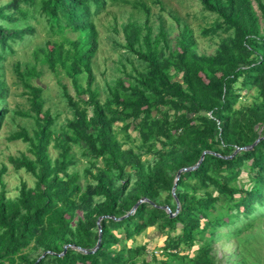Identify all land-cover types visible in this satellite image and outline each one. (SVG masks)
I'll list each match as a JSON object with an SVG mask.
<instances>
[{
	"label": "trees",
	"instance_id": "obj_1",
	"mask_svg": "<svg viewBox=\"0 0 264 264\" xmlns=\"http://www.w3.org/2000/svg\"><path fill=\"white\" fill-rule=\"evenodd\" d=\"M115 1L0 3V69L16 45L30 43L32 20L43 18L60 38L35 45L33 60L13 64L29 103L14 112L32 124L9 135L27 145L8 159L34 180H22L17 194L8 196L7 165L0 166V264H217L213 245L220 229L264 209V138L232 155L264 135V0H198L215 16L202 31L218 38L209 54L197 50L191 28L179 17L172 16L174 43L161 16L153 33L148 6L133 1L146 19L123 27L131 68L107 85L101 100L93 87L95 16ZM44 65L56 76L62 69L74 89L71 94L58 79L70 113L59 126L58 116L44 108L43 88L31 81ZM3 76L0 71V130L10 111ZM75 149L86 161L81 175L72 169ZM204 151L198 166L176 181L175 213L176 173L195 165ZM141 198L147 201L127 214ZM100 216V245L89 252ZM149 227L165 236L163 258L145 243L135 244ZM235 227V234L242 231Z\"/></svg>",
	"mask_w": 264,
	"mask_h": 264
},
{
	"label": "rangeland",
	"instance_id": "obj_2",
	"mask_svg": "<svg viewBox=\"0 0 264 264\" xmlns=\"http://www.w3.org/2000/svg\"><path fill=\"white\" fill-rule=\"evenodd\" d=\"M6 0H0V3ZM112 1V0H111ZM135 0L109 2L105 8L95 16V23L99 34V47L93 60V72L95 74L94 85L97 86L100 96L103 100L106 97L107 85L111 84L118 76H123V70H129L131 64L126 60L127 51L122 47L124 44V25L131 20L145 21L146 15L133 7L132 2ZM149 8V20L153 24V33L157 32L159 17L161 16L166 26L170 27L171 42H175L178 30L175 29L176 23H173L172 16L179 17L186 22L191 28L194 40L197 44V50L201 53H212L216 47L218 38L213 36H203L202 31L211 25L214 14L203 11L198 0H142ZM36 30L33 36L29 38L30 43L25 47L16 45L15 54L8 55L3 61V68L0 71L4 74L3 78L8 86L6 96L7 105L10 109L5 124L0 130V166L4 163L7 165V171L3 174V181L8 196L17 194L18 187L22 180L29 185L33 184L34 178L24 170H15L9 162V155H17L20 151H25L26 142L20 139L10 140L8 137L18 130L20 126L30 128L32 120L30 117L15 113L14 110H26L29 108L28 96L21 87L18 77L13 70V64L16 61L24 64L33 60L32 50L35 45H43L48 40L55 38L56 35L50 34L46 22L43 18L38 21L32 20ZM65 37L73 38L76 36L73 32H66ZM64 37V38H65ZM51 44V42H50ZM130 60L137 65L134 58ZM67 85L71 94H74L71 79L59 70L56 76L46 65L43 66V72L38 78L31 81L35 85H41L43 88V98L45 100L44 108H49L52 115H57L56 123L61 124L65 117L70 116L66 102L62 96L61 85ZM85 84V81L82 80ZM118 125H115L117 130ZM132 131V129H129ZM136 135V132H132ZM121 139V134H117ZM138 142V140L136 141ZM128 146L130 143H126ZM50 153L53 157L57 155V150L50 146ZM78 158L77 164L72 169L82 174L85 165L84 157L80 156L75 149ZM144 156H142L143 158ZM241 177H245L242 174ZM83 183V178L80 180ZM1 188V185H0ZM165 208V207H164ZM167 210V209H166ZM168 212V211H167ZM249 219H240L236 225L226 226L220 229L221 234L214 243L217 264H264V209L255 212ZM251 223V225H249ZM240 225L242 231L235 234V226ZM248 226V227H247ZM244 228V229H243ZM230 231V232H229ZM172 233H176L174 230ZM165 236H162L155 227L147 228L143 233L135 237V244L145 243L148 251H153L159 258H163L160 245L163 244ZM131 240L127 241L130 245Z\"/></svg>",
	"mask_w": 264,
	"mask_h": 264
},
{
	"label": "water",
	"instance_id": "obj_3",
	"mask_svg": "<svg viewBox=\"0 0 264 264\" xmlns=\"http://www.w3.org/2000/svg\"><path fill=\"white\" fill-rule=\"evenodd\" d=\"M261 138H264V135L262 136V137H258L252 144H250V145H248V146H245V147H237L235 150H234V152L232 153V155H234L239 149H250V148H252L253 146H255L256 144H257V142L261 139ZM205 152L206 151H204L202 154H201V156H200V158H199V160H198V162L195 164V165H193V166H189V167H183V168H180L178 171H177V173H176V176H175V181H174V184H173V186H172V189H171V193H172V195L174 196V198H175V201H176V204H177V209H176V211H175V213H177V211H178V203H179V201H178V199L176 198V196H175V192H174V189H175V186H176V181L178 180V178H179V176H180V173L182 172V171H184V170H193L194 168H196L197 166H198V164L202 161V159H203V157H204V154H205ZM232 155H230V156H232ZM143 201H147V198H141V199H139L134 205H133V207L131 208V210L127 213V214H129V213H131V212H133L134 210H135V208L139 205V203H141V202H143ZM166 209H167V211L170 213L169 215L170 216H173V215H175V213H172L171 212V210H170V208L166 205V206H164ZM127 214H125V215H127ZM123 217V216H122ZM122 217H120V218H122ZM102 219V216H100L98 219H97V225H98V239H97V242H96V244H95V246L93 247V249L91 250V251H89V252H93L94 250H96L98 247H99V245H100V241H101V227H100V220ZM69 246V244H67V245H65L64 246V250H63V252L62 253H60V255L61 254H63L64 252H65V250H66V248ZM44 254H42L41 256H43Z\"/></svg>",
	"mask_w": 264,
	"mask_h": 264
}]
</instances>
